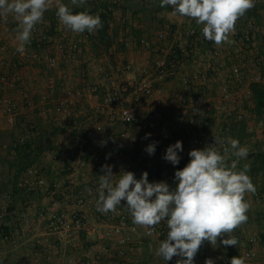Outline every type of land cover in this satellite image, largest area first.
<instances>
[{
	"label": "crops",
	"instance_id": "obj_1",
	"mask_svg": "<svg viewBox=\"0 0 264 264\" xmlns=\"http://www.w3.org/2000/svg\"><path fill=\"white\" fill-rule=\"evenodd\" d=\"M101 1L110 0H93L87 5ZM61 2L73 10L81 8L71 5L70 0H61ZM159 5L160 0H118L109 22L110 44L108 47L99 49V53L103 54L92 59L89 55L92 52L91 43H88L76 54L77 63L66 65L60 59L59 65L51 70L45 69L42 63L34 60L27 65H20L15 39L17 22L11 15L7 22L0 18V76L17 72L21 80L12 84H0V96L11 97L19 108L12 122L0 110V141H5L9 145L20 136L26 137L24 145L15 153L9 150V154L3 153V157H0V188L7 190L8 184L21 176L30 165H34L47 182V187L41 191L24 192L16 187L12 188L11 206L18 213L27 212L29 220L24 225V232L21 233V221L18 218L12 220L9 217L6 218L8 222L10 221V225L0 230V264H73V259L84 261V253L98 243L95 236L91 234L85 238L83 235H73L66 240H61L50 231L52 224L48 220L47 213L53 209L52 203L56 202L61 210H78L86 213L91 224L100 225L98 232L105 231L106 228L101 223L106 220V215L96 210L97 195L80 206L74 200V197L83 189L99 183V175L104 174L101 171L102 165L113 166L112 171L117 175L114 179L119 178L122 170L134 172L137 179L146 171L148 179L156 177L158 182H167L171 188L176 184L174 167L158 156L148 160L145 149L155 142L156 153L158 149H166L174 141H186L187 135L189 140V132L185 126L172 135L174 140L167 134L161 136L171 138L172 141L164 138L157 139L156 136L148 138L139 136L120 122H116L111 128L107 127L105 137L96 139H86L76 127L86 116L93 117L92 107L100 102L99 95L86 91L92 83L104 85L102 79L98 80L96 76L100 69L97 63L119 61L124 65L132 63L149 68L152 60L160 56L170 43L184 41L182 32L188 26L196 28L198 32L200 30L203 37L201 25H197L194 20L186 17L173 15L170 6L161 8ZM55 8L54 1L50 9ZM253 11H255L254 14ZM249 20H256L260 25H264V0H255V7L237 21L235 28L246 25ZM55 22L43 19L40 23L49 31L47 30L48 32L44 34L45 39L42 44L34 42L31 45L30 49L36 54H58L57 51L49 49L46 44L54 37ZM161 30L167 33L164 41L156 39L157 33ZM128 33L144 37L148 40L149 46L141 48L137 44L120 43V39ZM109 47H112L111 51ZM255 57L264 59V46H261L259 42L249 54L250 59ZM197 60L192 67L194 69L199 67V55ZM104 64L109 66L108 63ZM105 68L103 67L104 70ZM260 71L264 72L262 66H259V70L249 68L248 73L252 75ZM62 74L67 75V80L62 78ZM130 76L126 73L124 77ZM154 86L163 97L176 92L183 96L190 94L177 79L173 81L155 79ZM48 87L55 90V95L43 101ZM69 88L73 90L70 94L67 93ZM60 100L66 103L67 111L62 115H55L53 109ZM32 102L35 105L28 110L24 105ZM248 104L253 108L252 101ZM178 112V109H173L175 115ZM100 119L105 122L104 116H100ZM32 123L36 125V128L29 131L28 126ZM124 130L128 131L130 139L123 140L117 144V147H113V139ZM205 135L213 139L212 133L206 132ZM1 144L3 143L0 142ZM30 154L35 156L33 160ZM94 155L98 156L97 161L93 160ZM186 164H183L181 169ZM150 167L154 169V173L149 170ZM252 182L256 192L259 193L261 185H264V171L256 175ZM254 195L248 193L245 198L247 201L252 200ZM261 198V200L256 199L258 204L250 205L247 213L248 221L238 227L233 234L242 235L244 239L254 236L258 241L264 240L262 194ZM125 203L122 201L119 208H122ZM16 228H19L20 237L15 235ZM7 237L8 239H5ZM165 238L153 232L149 234L148 229L139 226L133 234V243L127 247L124 258L118 257L115 251H111V257H106L104 260L106 263L118 262V264H166V261L156 255L159 241ZM248 248L250 245L246 242L238 247L218 252L207 246L200 250V256L204 264L208 258L217 264L225 253L238 257ZM263 248L264 245H260V242L254 246L257 258L251 264H264Z\"/></svg>",
	"mask_w": 264,
	"mask_h": 264
},
{
	"label": "built area",
	"instance_id": "obj_2",
	"mask_svg": "<svg viewBox=\"0 0 264 264\" xmlns=\"http://www.w3.org/2000/svg\"><path fill=\"white\" fill-rule=\"evenodd\" d=\"M55 0H53L54 2ZM118 0H112L117 2ZM42 24L36 25L31 42L25 47L24 53H18L20 65H27L31 60L42 63L47 70L56 68L60 59L66 65L77 63L76 54L86 44L90 43L97 35L94 33H83L76 35L64 28L57 19L54 23V37L46 42L49 49L57 51L58 54L38 55L30 48L35 42L42 44L45 39L44 34L49 31ZM48 30V31H47ZM45 31V32H44ZM44 32V33H43ZM184 41L170 43L160 56L155 57L149 68L127 63L118 65L116 72L121 70L130 74V77H124L123 80H114L111 71L108 69L102 72V80L106 82L101 86L100 102L92 107L93 117L86 116L84 120L77 124V129L86 139H96L107 135V127L111 128L116 122L131 128L137 135L146 137L162 136L167 134L172 136L179 131L182 126H188L189 144L186 145L182 141L183 151L179 153L181 156L178 165L173 166L170 162L163 159L166 149H158L153 155L146 152V158L152 160L154 156L163 159L164 162L170 163L174 170L181 169V166L190 159L188 153L192 149H203L206 145L214 143V138L205 135V126L209 119L214 122H226L228 124H245L247 134H251L253 141L257 139V134L264 138V113L261 117L255 118L256 135L251 126L254 116L251 115L245 107L244 103L252 101L251 85L253 83L264 85V72H257L249 75V68L259 70V66L264 68V59L255 57L250 59L249 54L257 46V42L264 46V25H260L256 20H249L244 26L235 28V34L231 37L235 43L223 44L216 46L213 42L204 40L199 30L188 26L183 32ZM44 36V37H43ZM167 33L161 30L157 33L156 39L164 41ZM120 43L137 44L141 48H147L149 42L144 37L128 33L120 39ZM112 47H109L111 51ZM60 54V57H59ZM199 55V67L192 68L197 62ZM62 78L67 80V75L62 74ZM155 79H163L165 81H173L177 79L181 86L190 94L183 96L181 93H174L163 97L160 91L155 88ZM15 81L20 82V75L7 73L0 76V84H12ZM110 82V84L108 83ZM86 91L95 94L98 87L90 84ZM71 88L67 93H72ZM77 94H82L77 92ZM46 96L43 101L54 97L55 90L52 87L46 89ZM173 109H178V114L173 113ZM0 110L2 114L9 120L13 121L18 114L17 103L9 96H0ZM55 115H62L67 111V105L63 100L58 101L54 107ZM130 113L133 119H130L127 113ZM104 116L105 122L100 119ZM30 129H35L30 125ZM33 129V130H34ZM222 138L224 136L218 135ZM25 136L18 137L13 143L1 144L2 148H8L15 153L21 145L25 143ZM130 139L128 131L118 134L112 142L113 147L123 140ZM180 141V140H179ZM176 141L173 142V144ZM259 151H263L260 149ZM258 151V152H259ZM31 155V160L35 158ZM93 160L97 161L98 156L94 155ZM149 170L154 173L152 167ZM149 182H158L156 177L148 179ZM176 184L172 187L175 188ZM16 187L24 192H32L35 190H43L47 187L46 179L39 174L34 165L28 166L23 174L16 180L8 184V189L0 188V230L10 225V220L18 218L21 221L20 232H24V225L27 224L29 216L27 212L18 213L11 206L12 204V188ZM99 183L92 187V195L90 196L85 189L74 197L77 205L84 204L87 200L96 196V190ZM255 199H260L261 195L256 192ZM53 209L47 213L48 220L51 221L50 231L55 233L59 239L66 240L70 236L83 235L85 238L93 234L98 241L96 246L84 253L85 260L73 259V264H118V262L106 263L105 258L111 257L110 252L115 251L116 255L124 258L127 247L133 243V234L139 225L132 222V218L126 208H118V214L109 213L106 220L101 223L106 230L98 232L100 227L98 224H91L88 215L78 210H61L57 203H52ZM16 237H20L19 228L15 229ZM166 222L155 227L153 233L160 236H167ZM237 237L239 243L237 246L220 245L213 249L210 244L205 243L202 248L209 246L213 251H221L229 248L238 247L244 242L250 245V248L244 250L240 256L247 257L246 264H251L257 258V252L254 246L258 243L257 237H249L244 239L242 235L233 234ZM5 239H8L5 238ZM97 249V250H96ZM200 249V250H201ZM264 253V248H263ZM231 255L225 254L217 264H229ZM178 257H174L166 264H176ZM24 264V263H23ZM195 264H204L201 259L200 251L195 257Z\"/></svg>",
	"mask_w": 264,
	"mask_h": 264
},
{
	"label": "clouds",
	"instance_id": "obj_3",
	"mask_svg": "<svg viewBox=\"0 0 264 264\" xmlns=\"http://www.w3.org/2000/svg\"><path fill=\"white\" fill-rule=\"evenodd\" d=\"M71 5L84 7L87 0H70ZM53 0H0V18L7 22L11 15L17 22L16 51L25 52L31 42L36 25L43 22L44 14ZM56 16L65 29L79 35L94 33L103 27L101 17L90 10L73 12L55 0ZM161 8L170 6L173 15L186 17L201 25L205 40L216 46L235 43L237 21L255 7V0H160ZM128 117L133 119L128 112ZM151 134H146L148 138ZM156 143L145 151L153 155ZM183 151L182 141L177 140L166 148L163 159L178 165ZM249 149L241 146L238 139L214 136V143L203 149H192L189 162L174 173L175 188L167 182H149L148 173L139 179L132 171H121L118 179L112 165H102L96 190V210L102 214H118L122 201L135 225L148 229L166 222L167 236L159 241L156 255L164 261L178 257L176 264H195L201 247L208 243L213 249L221 244L237 246L234 231L248 221L250 203L246 194H255L256 187L249 175L251 165L244 163ZM85 191L91 196L92 189ZM247 257L233 256L229 264H246ZM205 264H214L211 258Z\"/></svg>",
	"mask_w": 264,
	"mask_h": 264
},
{
	"label": "rangeland",
	"instance_id": "obj_4",
	"mask_svg": "<svg viewBox=\"0 0 264 264\" xmlns=\"http://www.w3.org/2000/svg\"><path fill=\"white\" fill-rule=\"evenodd\" d=\"M90 1H93V0H90ZM87 2V3H91V2ZM95 15V14H94ZM237 25V24H236ZM100 52V51H99ZM101 52H104V51H101ZM100 54H103V53H98V55H94V53H93V51L89 54L90 55V57H92V59L93 58H95L96 59V57H99V55ZM111 57V56H110ZM113 57V56H112ZM103 58V57H102ZM197 60V59H196ZM198 61V60H197ZM101 63H108V65L109 66H107V65H103V64H101ZM101 63H97L99 66V70H98V74L96 75L97 76V79L99 80V79H102V76H103V74H102V72L104 71V69H103V67H106L105 68V70L106 69H108V71H111V74H112V77H115V79L114 80H123V78H124V76L126 75V73H125V71H123V70H121V71H119V72H116V67L119 65L120 67H121V65H124V64H122V63H120L119 61H116V62H114V61H106V62H101ZM119 63V64H118ZM102 65H103V67H102ZM79 77H82V76H79ZM103 81V80H102ZM105 84H106V82L105 81H103ZM109 84H110V82H108ZM93 84V83H92ZM94 85H96V87H98V91H97V93H95V94H97V95H100L101 94V92H102V90H101V86L100 85H98V84H95L94 83ZM33 105H35V103L33 104V102L32 103H30V104H27V105H24V106H26L27 108H28V110H29V108H32V106ZM23 106V107H24ZM243 107H245L246 108V110L251 114V115H253L254 116V118H257V115L256 114H254V112H253V108H251L250 107V105L248 104V103H244L243 104ZM253 118V121H252V123H251V126H252V128H253V130L255 131L254 133H253V135H256V130H255V128H256V120ZM30 125H33L35 128H36V125L35 124H30ZM30 125L28 126V130L29 131H33V129H30L29 127H30ZM185 128L188 130V126H185ZM205 130H206V132H209V133H212V137L214 138V136H218V135H221V136H224V137H232V138H234V139H238L239 140V142H240V145L241 146H246L248 149H249V154H248V156H247V158H246V160H242L241 162H240V166H242L244 163H250V160H251V155L254 153V152H258L260 149H264V138H262V136L261 135H258L257 134V139H255L254 141H253V139H252V137H251V134H247V132H246V130H245V124H239V125H235V124H228V123H226V122H224V121H222V122H214L213 121V119H209L208 121H207V125L205 126ZM178 133V132H177ZM156 138L157 139H161V138H164V137H161V136H156ZM171 138H172V136H171ZM171 138H164V139H167L168 141H170L171 140ZM173 140H174V138H172ZM15 140H13L11 143H13ZM172 141V140H171ZM1 143H5V144H8V143H6L5 141H0ZM183 142H185V144L186 145H188L189 144V140H188V135H187V140L186 141H183ZM24 145V144H23ZM23 145H21V146H23ZM170 145H172V143H170ZM20 146V147H21ZM19 147V148H20ZM10 152H12V151H10ZM0 157L2 158L3 156V153H8L9 154V149L8 148H2V150L0 151ZM6 156V155H5ZM186 164V163H185ZM175 185V184H174ZM173 185V186H174ZM263 188H264V185L262 184L261 185V190L259 191V194L261 195H263V197H264V190H263ZM259 200H261V198L259 199ZM248 202L250 203V205H252L253 206V204H258L257 203V201H256V199H255V197L253 196L252 197V200L251 199H249L248 200ZM260 242V245H264V240H260V241H258V243ZM230 249V248H229ZM226 250H228V249H226ZM222 251V250H221ZM225 254H229V253H225ZM224 254V255H225ZM230 255V254H229Z\"/></svg>",
	"mask_w": 264,
	"mask_h": 264
},
{
	"label": "trees",
	"instance_id": "obj_5",
	"mask_svg": "<svg viewBox=\"0 0 264 264\" xmlns=\"http://www.w3.org/2000/svg\"><path fill=\"white\" fill-rule=\"evenodd\" d=\"M85 8L90 10L91 14H98L101 17L103 27L97 30V35L92 39L91 49L94 55H98L99 49L101 47H108L110 44V36L108 35L109 22L112 16L113 8H115V2L101 1L99 3H92L86 5L83 8L72 9L73 12H80L85 10ZM255 11H253V14ZM44 19H48L50 22H54L58 19L56 16V8L49 9L44 14ZM252 90V104L253 112L258 117H261L264 113V85L253 83L251 85ZM250 165L251 170L249 175L253 179L256 175L264 171V151L254 152L251 155ZM264 190V188H263ZM262 199V198H261Z\"/></svg>",
	"mask_w": 264,
	"mask_h": 264
}]
</instances>
